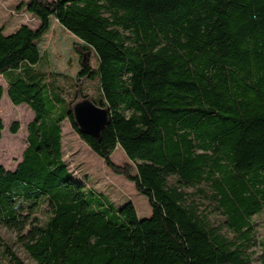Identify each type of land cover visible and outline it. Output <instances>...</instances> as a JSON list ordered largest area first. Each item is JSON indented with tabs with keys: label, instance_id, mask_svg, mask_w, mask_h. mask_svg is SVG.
<instances>
[{
	"label": "trees",
	"instance_id": "obj_1",
	"mask_svg": "<svg viewBox=\"0 0 264 264\" xmlns=\"http://www.w3.org/2000/svg\"><path fill=\"white\" fill-rule=\"evenodd\" d=\"M19 9L37 25L10 34L0 26V100L5 92L33 118L15 169L0 164V224L28 257L264 264L254 220L264 217V0H28ZM51 18L81 41L74 80L45 69L37 42ZM81 80L96 81L95 97ZM83 98L108 111L98 138L74 123ZM64 121L146 197L150 216L131 201L116 206L70 170ZM3 129L0 117V140ZM118 148L127 163L113 161ZM0 264H26L1 237Z\"/></svg>",
	"mask_w": 264,
	"mask_h": 264
},
{
	"label": "rangeland",
	"instance_id": "obj_2",
	"mask_svg": "<svg viewBox=\"0 0 264 264\" xmlns=\"http://www.w3.org/2000/svg\"><path fill=\"white\" fill-rule=\"evenodd\" d=\"M27 1L0 0V26L4 28L5 34L12 33L21 24H27L30 27L37 25V20L33 16L25 9H19L21 3ZM79 44L81 41L51 18L47 32L37 42L40 52H46L47 55L48 66L45 69L51 74L66 75L70 80L76 79L81 68L80 54L77 51ZM91 63H95L94 57H91ZM57 81L62 85L71 84L68 79ZM81 82H83L84 93L95 97L97 94L96 81L81 80ZM0 86L6 89V83L2 76H0ZM0 117L4 127L0 140V164L8 170H13L27 145L26 126L32 120L33 113L26 104L13 105L4 92L0 100ZM12 123L18 124L19 128L16 133L10 131ZM62 135L63 158L75 175H79L86 181L87 186L101 192L116 206L131 201L136 208L138 217L150 216L151 208L146 197L138 193L132 183L107 168L102 160L80 140L68 121L62 123ZM111 157L117 164L128 162L120 148L116 149ZM219 218L218 216L217 219ZM254 220L258 237L264 242V217L256 216ZM0 237L26 264H36L16 242L15 234L5 229L2 224H0ZM259 253L260 250L257 254Z\"/></svg>",
	"mask_w": 264,
	"mask_h": 264
},
{
	"label": "water",
	"instance_id": "obj_3",
	"mask_svg": "<svg viewBox=\"0 0 264 264\" xmlns=\"http://www.w3.org/2000/svg\"><path fill=\"white\" fill-rule=\"evenodd\" d=\"M72 114L79 131L94 138L99 137L108 123L107 109L94 104L89 98L77 101L72 107Z\"/></svg>",
	"mask_w": 264,
	"mask_h": 264
}]
</instances>
